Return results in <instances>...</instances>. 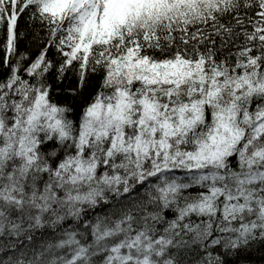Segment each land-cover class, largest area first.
Masks as SVG:
<instances>
[{"label":"snow or ice","instance_id":"1","mask_svg":"<svg viewBox=\"0 0 264 264\" xmlns=\"http://www.w3.org/2000/svg\"><path fill=\"white\" fill-rule=\"evenodd\" d=\"M0 264H264V0H0Z\"/></svg>","mask_w":264,"mask_h":264}]
</instances>
